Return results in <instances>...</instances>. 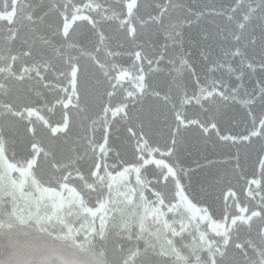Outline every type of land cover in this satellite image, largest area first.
Wrapping results in <instances>:
<instances>
[{"label":"snow or ice","instance_id":"obj_1","mask_svg":"<svg viewBox=\"0 0 264 264\" xmlns=\"http://www.w3.org/2000/svg\"><path fill=\"white\" fill-rule=\"evenodd\" d=\"M0 264H264V0H0Z\"/></svg>","mask_w":264,"mask_h":264}]
</instances>
